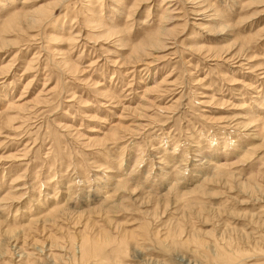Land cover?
<instances>
[{
    "label": "rangeland",
    "instance_id": "obj_1",
    "mask_svg": "<svg viewBox=\"0 0 264 264\" xmlns=\"http://www.w3.org/2000/svg\"><path fill=\"white\" fill-rule=\"evenodd\" d=\"M0 264H264V0H0Z\"/></svg>",
    "mask_w": 264,
    "mask_h": 264
},
{
    "label": "bare ground",
    "instance_id": "obj_2",
    "mask_svg": "<svg viewBox=\"0 0 264 264\" xmlns=\"http://www.w3.org/2000/svg\"><path fill=\"white\" fill-rule=\"evenodd\" d=\"M45 10H46V8L45 7H40L39 9H37L33 14H31V17H33L34 18V16H41V14H43L44 12H45ZM28 15V14H27ZM15 19H18V20H21V21H23V22H25L26 24L27 23H30V22H32V21H34L32 18L30 19L29 18V16H27V18L25 17V18H23V15H20L19 13H16V14H14V16L12 17V18H10L9 20V24L7 25V26H12V24L14 25L15 23H13L14 22V20ZM35 19V18H34ZM38 20V19H37ZM34 22H36V21H34ZM24 25V24H23ZM155 37V36H154ZM155 40V39H154ZM156 42V41H155ZM1 43L2 44H4L5 42L3 41H1ZM157 43H159V42H157ZM157 46V45H156ZM138 47V49H140V50H142V45H138L137 46ZM144 47V46H143ZM136 48V47H135ZM137 50V49H136Z\"/></svg>",
    "mask_w": 264,
    "mask_h": 264
}]
</instances>
